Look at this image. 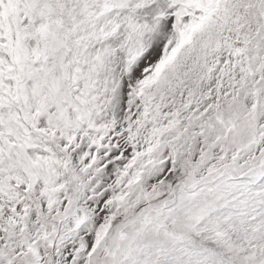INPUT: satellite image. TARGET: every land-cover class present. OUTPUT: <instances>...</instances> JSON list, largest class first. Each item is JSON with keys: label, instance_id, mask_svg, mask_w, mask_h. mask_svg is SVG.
I'll return each instance as SVG.
<instances>
[{"label": "snow or ice", "instance_id": "obj_1", "mask_svg": "<svg viewBox=\"0 0 264 264\" xmlns=\"http://www.w3.org/2000/svg\"><path fill=\"white\" fill-rule=\"evenodd\" d=\"M0 264H264V0H0Z\"/></svg>", "mask_w": 264, "mask_h": 264}]
</instances>
